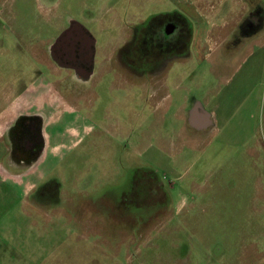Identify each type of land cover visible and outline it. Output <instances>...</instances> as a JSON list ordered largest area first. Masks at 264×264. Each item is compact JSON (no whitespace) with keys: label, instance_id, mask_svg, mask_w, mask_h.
<instances>
[{"label":"rangeland","instance_id":"obj_1","mask_svg":"<svg viewBox=\"0 0 264 264\" xmlns=\"http://www.w3.org/2000/svg\"><path fill=\"white\" fill-rule=\"evenodd\" d=\"M177 9L176 0H0V83L7 74H22L25 82L48 76L27 47L53 52L58 41L56 47H71L75 28L89 39L85 27L99 45H109L111 64L117 63L121 37L142 34L153 15ZM210 56L220 62V54ZM250 60L253 68L236 69L239 57L232 66L217 63L215 76L205 60L192 58L178 77L168 78L173 105L184 97L198 101L203 81L210 87L221 76L231 78L229 89L237 87L238 98L250 96V126L261 137L264 49ZM177 79L184 80L180 88ZM108 84L90 98L94 127L71 153L76 169L68 163L61 168L66 177L52 170L19 185L41 151L38 119L37 152L25 156L23 148L7 147L10 162L0 157V264H264V159H253L228 131L212 130L202 140L190 127L171 132V124L175 130L181 124L171 115L174 107L158 130L163 134H156L146 121L154 102L150 87L132 100L136 134L123 140V91ZM1 98L0 92V106ZM191 140L196 147L188 146ZM170 143L175 147L167 148ZM157 184L162 191L155 194L150 185Z\"/></svg>","mask_w":264,"mask_h":264},{"label":"crops","instance_id":"obj_2","mask_svg":"<svg viewBox=\"0 0 264 264\" xmlns=\"http://www.w3.org/2000/svg\"><path fill=\"white\" fill-rule=\"evenodd\" d=\"M176 3L180 7L177 10L191 22L192 35L187 55L179 62L172 63L170 72L165 76L162 74L158 77L153 75L137 77L134 72L131 74L127 71L124 67L126 65L120 62L111 64L110 46L99 45L97 39L85 27L89 44L86 49L87 54L82 61L76 59L73 48L69 47L67 42L56 47L58 41L53 52L49 48L45 49V46H41L42 50L39 45L31 44L27 47L35 60L49 70V75L43 74L34 81L25 82L22 74L18 73L16 76L7 74L4 82L0 83L1 101L4 100L0 106V145L2 146H0V157L5 165L10 162L6 148H15L10 133L16 122L23 116L35 117L40 121L41 151L30 170L26 173L22 172L20 178L23 182L19 185L26 187L27 181L45 179L52 170L60 173L66 163L69 164L70 171L76 169L78 164L76 158L70 160L71 153L94 127L93 123L89 122V117L96 110L91 103L89 104L90 98L104 92V88L109 86L108 83L111 87L121 88L123 91L121 101L124 102L121 107L127 118L125 124L121 123L123 140H133L136 134V128L132 127L136 112L132 100L135 102L136 98H142V94H145L150 87L152 91L150 99L154 102L146 121L156 134H163L158 130L167 125V117L174 107L175 111H172L171 115L178 122L181 120L179 122L181 124L176 130L171 124V127H168L171 132H182L190 127L196 130L198 140H202L206 133L212 130L217 133L228 131L235 143L240 146L246 144L248 153L253 159L256 161L259 158L264 159V121L263 134L259 137L251 128V119L255 114L254 111H250L252 105L250 96L238 98V88L229 89L233 79H224L221 76L216 84L210 83V87L207 85L208 82L206 84L203 81L201 88L199 86L198 89V101H195V98L190 101L188 97H184L185 100L177 105H173L174 96L168 87L170 84L168 78L178 77L192 58H197L199 63L202 59L205 60L206 66H209L215 76H217L214 71L217 63L232 66L234 59L238 57L242 63L236 69H242L243 65L253 68L255 61L250 60L251 57L257 56V52L264 49V0H176ZM252 14H256V20L260 23L256 29L245 28L244 24ZM112 52L114 53L115 50ZM211 53L220 54V62L216 59L214 61L210 56ZM90 62L92 67L88 71L81 63L90 64ZM113 68H116V71H113V78L110 79L107 74ZM62 71H66L65 76ZM148 77H153L154 81L147 80ZM174 82H176L175 87L180 88L179 85L184 80L177 79ZM94 87H98V90ZM239 133H242L240 140ZM190 142L193 143L188 145L189 147H196L194 141ZM168 145L167 148L175 147L173 143ZM134 146L136 147V144ZM0 167H3L1 163ZM60 174L66 177L63 173ZM184 207L186 206L182 205L181 210Z\"/></svg>","mask_w":264,"mask_h":264},{"label":"flooded vegetation","instance_id":"obj_3","mask_svg":"<svg viewBox=\"0 0 264 264\" xmlns=\"http://www.w3.org/2000/svg\"><path fill=\"white\" fill-rule=\"evenodd\" d=\"M172 12L167 11L153 15L142 34L129 33L125 38L121 37V44L118 47L121 56L118 58L121 64L126 65L124 67L128 72L131 74L134 72L137 77L160 76L170 68L172 63L179 62L187 55L191 40L189 23L182 16ZM72 33L73 36L76 35L77 40L68 39L70 46L75 48L76 57L82 61L87 54L89 39L82 37L77 28L72 29ZM81 64L86 70H91V62L90 64ZM35 119L36 121H32V124L29 120L23 122L25 119H19L12 131L15 148H23L26 154H35L39 149L37 141L39 126L37 118ZM150 187L155 194L162 191L158 184L150 185Z\"/></svg>","mask_w":264,"mask_h":264},{"label":"trees","instance_id":"obj_4","mask_svg":"<svg viewBox=\"0 0 264 264\" xmlns=\"http://www.w3.org/2000/svg\"><path fill=\"white\" fill-rule=\"evenodd\" d=\"M172 13L178 14V15L182 16L187 21V23H189L190 36H191L192 35V24L188 20V18L185 15H183L181 12H179V11H173ZM257 14L258 15L260 14V11L259 10H258V13ZM259 23L260 22L258 20H256V14H252L251 17L249 18L248 22L244 24V27L245 28L246 27H250V28L256 29L258 27Z\"/></svg>","mask_w":264,"mask_h":264}]
</instances>
